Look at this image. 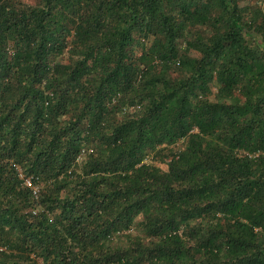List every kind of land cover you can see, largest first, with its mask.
I'll return each instance as SVG.
<instances>
[{
  "label": "trees",
  "instance_id": "trees-1",
  "mask_svg": "<svg viewBox=\"0 0 264 264\" xmlns=\"http://www.w3.org/2000/svg\"><path fill=\"white\" fill-rule=\"evenodd\" d=\"M0 247L264 264V1L0 0Z\"/></svg>",
  "mask_w": 264,
  "mask_h": 264
},
{
  "label": "built area",
  "instance_id": "built-area-1",
  "mask_svg": "<svg viewBox=\"0 0 264 264\" xmlns=\"http://www.w3.org/2000/svg\"><path fill=\"white\" fill-rule=\"evenodd\" d=\"M262 1H264V0H262ZM79 159L81 160V158H78L77 161H79ZM17 169L19 172V178L22 180L23 186L25 188L29 189L34 197H37V195L41 189V186L33 185L32 180L29 177H24L20 171V168L17 167ZM130 232L133 233V230L131 229ZM0 250H2L1 247H0Z\"/></svg>",
  "mask_w": 264,
  "mask_h": 264
},
{
  "label": "rangeland",
  "instance_id": "rangeland-1",
  "mask_svg": "<svg viewBox=\"0 0 264 264\" xmlns=\"http://www.w3.org/2000/svg\"><path fill=\"white\" fill-rule=\"evenodd\" d=\"M180 45H181V43H180Z\"/></svg>",
  "mask_w": 264,
  "mask_h": 264
}]
</instances>
